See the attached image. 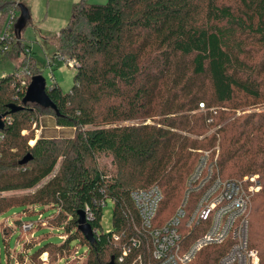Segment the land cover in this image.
<instances>
[{
    "label": "trees",
    "instance_id": "obj_1",
    "mask_svg": "<svg viewBox=\"0 0 264 264\" xmlns=\"http://www.w3.org/2000/svg\"><path fill=\"white\" fill-rule=\"evenodd\" d=\"M22 7L28 19L17 31ZM0 14L4 21L13 15L16 23L4 56L24 64L0 78V217L21 209L14 227L0 223L4 244L14 231H20L19 243L47 222L65 239L43 242L28 256L32 264H42L43 253L47 264L68 257L73 241L87 249L84 264H129L118 261L121 248L147 240L138 235L131 192L160 189L153 226L161 227L183 200L198 151L213 159L218 150L223 180L260 177L262 189L247 217L248 246L264 264V0H80L58 46L59 55L75 62L72 87L65 93L54 82L47 92L58 115L34 103L9 113L8 105L23 106L28 83L22 85L20 70L40 71L19 38L28 8L0 0ZM45 115L53 117L52 130L41 127ZM28 154L31 160L19 165ZM102 158L110 169L100 166ZM107 200L111 229L104 230ZM37 208L53 211L44 216ZM86 209L92 243L77 230L78 213ZM26 223L31 230L23 229ZM197 236L192 232L185 245ZM232 244L228 238L205 247L188 264H216ZM25 256L18 253L21 264ZM10 259L9 253L5 264Z\"/></svg>",
    "mask_w": 264,
    "mask_h": 264
},
{
    "label": "built area",
    "instance_id": "obj_2",
    "mask_svg": "<svg viewBox=\"0 0 264 264\" xmlns=\"http://www.w3.org/2000/svg\"><path fill=\"white\" fill-rule=\"evenodd\" d=\"M11 15L7 29L12 25ZM0 39V56L10 51L11 38L7 32ZM75 69V62L68 61ZM22 85L26 86L23 81ZM30 144H32L30 142ZM197 165L186 181L184 197L175 213L161 227H154L158 207L163 199L156 186L147 190L132 191L130 199L140 218L138 235L147 238L131 240L129 246L121 248L120 263L130 259L129 264H188L205 247L217 246L228 238L232 241L228 253L216 264H259L261 257L257 249L248 246V212L252 199L261 189L258 175H245L239 179H222L217 167L218 150L213 159L209 152L198 151ZM189 205V209H188ZM87 221L91 219L85 210ZM25 231L32 229L31 223L23 225ZM192 232L197 238L188 245L184 241ZM142 233V235H141ZM118 241L119 237L114 236ZM84 254L74 250L65 264L80 262ZM26 261V259H24ZM61 260V259H60ZM42 264L48 263L47 253L40 256ZM10 264H21L11 258ZM24 264V262H23Z\"/></svg>",
    "mask_w": 264,
    "mask_h": 264
},
{
    "label": "rangeland",
    "instance_id": "obj_3",
    "mask_svg": "<svg viewBox=\"0 0 264 264\" xmlns=\"http://www.w3.org/2000/svg\"><path fill=\"white\" fill-rule=\"evenodd\" d=\"M15 3L24 4L29 11V23L22 31L19 38L20 41L26 46L25 52L28 54L29 59L36 68L39 69L40 74L46 81V86L49 88L54 82L57 83L63 92H68L73 84L74 68L68 67L67 57L59 55V36L61 30L66 26L70 19L71 8L73 4L79 2L80 0H11ZM89 4H104L107 0H86ZM1 18V14H0ZM10 16L7 19L2 18L0 20V39L4 36L6 32ZM4 21V22H3ZM3 23V24H2ZM2 24V25H1ZM16 23L11 25L7 32L11 38V48H12V36L14 33L12 31ZM16 37V36H15ZM18 39V37H17ZM19 40V39H18ZM10 48V50H11ZM72 61V60H71ZM24 65L21 63V58L12 59L11 56H0V78L13 72L15 68L22 67ZM33 72L23 68L20 70V77L22 81L26 84L30 82ZM35 76V75H34ZM27 88V87H26ZM259 111V110H258ZM240 115V113H238ZM53 117L51 115H45L42 118L41 127L45 130L53 129ZM41 128V130H42ZM40 130V132H41ZM49 132V134H51ZM24 132L23 135H26ZM36 135H39V131H36ZM101 167H106L110 169V161L107 159L99 160ZM243 177V176H242ZM239 179V178H237ZM252 205V204H251ZM112 201L107 200L105 206L103 207V217H102V228L104 230L111 229V214H112ZM43 210V211H42ZM37 212H42L44 216L52 213L53 209H42L37 208ZM18 213H21V209H12L3 216L0 217V223L7 220V223L14 227L15 220L18 218ZM37 218V214L25 216L24 221H33ZM40 228L35 229L33 232V237L28 235L21 238L19 243H16L17 239L20 237V231L16 230L13 235L7 240V243L2 242L0 236V256L2 264L6 263L8 254L10 253V258H14L18 261V253L27 254L24 259V264H32L30 257L33 255L43 244V242H50L57 245L62 243L65 239L62 230L52 229L47 222H40ZM72 250H76L80 255L84 254L80 262L76 264H84L86 258V247L80 245L77 241L70 243ZM30 248V249H29ZM11 260V259H10ZM66 259H59L54 264H65Z\"/></svg>",
    "mask_w": 264,
    "mask_h": 264
},
{
    "label": "water",
    "instance_id": "obj_4",
    "mask_svg": "<svg viewBox=\"0 0 264 264\" xmlns=\"http://www.w3.org/2000/svg\"><path fill=\"white\" fill-rule=\"evenodd\" d=\"M27 19H28V13L22 7L20 18L15 26L17 31H21ZM47 92H49V89L46 86V81L44 77L42 75H35L31 77L30 82L26 88L25 95L22 100L23 106H17L15 104H10L7 106V109L9 110V113L13 114L18 111H21L24 108V105H26V103H34L38 106H41L43 108H49L56 112V107L54 103L51 101V99L49 98ZM56 113L58 115V112ZM3 125L4 124L0 117V129L3 128ZM30 160H31V155L28 154L23 157V159L19 162V165H25ZM76 224H77V230L83 235L85 240L92 243L94 241L93 231H92V228L89 222L86 219L85 212L79 211ZM110 264H114V262L111 261Z\"/></svg>",
    "mask_w": 264,
    "mask_h": 264
},
{
    "label": "crops",
    "instance_id": "obj_5",
    "mask_svg": "<svg viewBox=\"0 0 264 264\" xmlns=\"http://www.w3.org/2000/svg\"><path fill=\"white\" fill-rule=\"evenodd\" d=\"M11 256V255H10Z\"/></svg>",
    "mask_w": 264,
    "mask_h": 264
}]
</instances>
